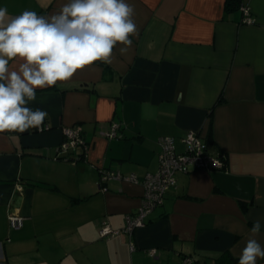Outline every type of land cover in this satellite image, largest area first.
Wrapping results in <instances>:
<instances>
[{"label": "crops", "instance_id": "crops-1", "mask_svg": "<svg viewBox=\"0 0 264 264\" xmlns=\"http://www.w3.org/2000/svg\"><path fill=\"white\" fill-rule=\"evenodd\" d=\"M65 2L0 6L49 16ZM129 3L137 33L127 53L114 50L111 63L37 89L29 106L47 112L48 130L0 133V264H182L186 257L238 264L253 222L264 226V0ZM241 6L253 24L241 23ZM113 122L121 137H103ZM73 126L89 151L78 162L58 161L62 131ZM187 132L223 155L226 170L176 175V186L133 232V250L124 234L101 239L103 222L121 230L139 208L143 179L158 169V140L173 138L182 153ZM101 170L138 183L102 185ZM12 214L23 218L19 230L9 228ZM254 238L264 244V227Z\"/></svg>", "mask_w": 264, "mask_h": 264}, {"label": "clouds", "instance_id": "clouds-1", "mask_svg": "<svg viewBox=\"0 0 264 264\" xmlns=\"http://www.w3.org/2000/svg\"><path fill=\"white\" fill-rule=\"evenodd\" d=\"M129 0H66L49 16L25 10L18 15L0 6V133L43 130L47 112L29 105L37 89L68 81L96 62L111 63L133 45L137 25ZM257 220L241 249L238 264L264 259Z\"/></svg>", "mask_w": 264, "mask_h": 264}, {"label": "built area", "instance_id": "built-area-1", "mask_svg": "<svg viewBox=\"0 0 264 264\" xmlns=\"http://www.w3.org/2000/svg\"><path fill=\"white\" fill-rule=\"evenodd\" d=\"M242 13L241 23L243 25L253 24V19L250 15V10L247 7L241 6ZM48 126H44L43 130L38 133L48 130ZM121 124L113 122L103 137L108 139L120 138ZM63 140L56 150V160L78 162L85 159L89 146L86 144L83 131L79 126H73L63 129ZM158 169L154 174H148L142 182L143 196L139 208L134 215L126 216V225L121 230H113L105 222L98 229V234L101 239H110L120 234H124L129 238L130 249H134L131 240L132 234L136 229L142 228L145 225L146 218L157 208L163 201L165 194L176 186V175L187 174L192 170L205 171H221L224 172L227 167L226 159L223 155L215 154L207 149L206 144L202 141L201 136L197 132H187L181 139L184 147L182 153H177L175 148V140L173 138L164 137L158 140ZM78 152L74 156L70 153ZM100 184H106L109 181L128 182L137 184L138 180L134 175L128 177L122 176L119 172L101 170ZM20 190L21 188L18 187ZM102 192H106V188H100ZM8 225L11 230H19L23 226V218L12 214L8 217ZM147 254L151 257L156 255V250H149ZM182 264H193V259L186 257L182 260Z\"/></svg>", "mask_w": 264, "mask_h": 264}, {"label": "trees", "instance_id": "trees-1", "mask_svg": "<svg viewBox=\"0 0 264 264\" xmlns=\"http://www.w3.org/2000/svg\"><path fill=\"white\" fill-rule=\"evenodd\" d=\"M230 6H231V1H227L225 4L226 10H230Z\"/></svg>", "mask_w": 264, "mask_h": 264}]
</instances>
